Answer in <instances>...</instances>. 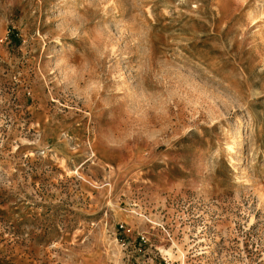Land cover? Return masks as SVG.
I'll list each match as a JSON object with an SVG mask.
<instances>
[{"label": "rangeland", "instance_id": "rangeland-1", "mask_svg": "<svg viewBox=\"0 0 264 264\" xmlns=\"http://www.w3.org/2000/svg\"><path fill=\"white\" fill-rule=\"evenodd\" d=\"M0 264H264V0H0Z\"/></svg>", "mask_w": 264, "mask_h": 264}]
</instances>
